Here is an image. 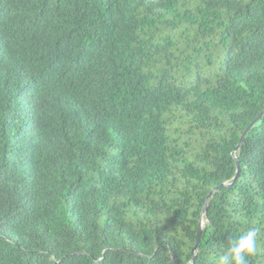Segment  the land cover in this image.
Masks as SVG:
<instances>
[{"label":"trees","instance_id":"1","mask_svg":"<svg viewBox=\"0 0 264 264\" xmlns=\"http://www.w3.org/2000/svg\"><path fill=\"white\" fill-rule=\"evenodd\" d=\"M252 227L264 264V0H0V264H228Z\"/></svg>","mask_w":264,"mask_h":264},{"label":"clouds","instance_id":"2","mask_svg":"<svg viewBox=\"0 0 264 264\" xmlns=\"http://www.w3.org/2000/svg\"><path fill=\"white\" fill-rule=\"evenodd\" d=\"M257 231L255 227H252L230 239L227 252L221 260H227L228 264H249V258L257 252Z\"/></svg>","mask_w":264,"mask_h":264},{"label":"water","instance_id":"3","mask_svg":"<svg viewBox=\"0 0 264 264\" xmlns=\"http://www.w3.org/2000/svg\"><path fill=\"white\" fill-rule=\"evenodd\" d=\"M248 130H249V128L246 130V132H247ZM244 136H245V135L242 136V138H241V142H242ZM239 147H240V145H238L237 149H239ZM238 166H239V164H238ZM214 191H215V190H213L212 193H213ZM201 233H202V225L200 226V228H199V230H198V240H197V245H196V247L198 246V244H199V242H200Z\"/></svg>","mask_w":264,"mask_h":264}]
</instances>
